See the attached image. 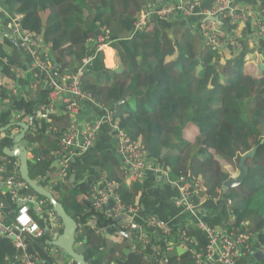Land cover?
<instances>
[{
  "label": "trees",
  "instance_id": "trees-1",
  "mask_svg": "<svg viewBox=\"0 0 264 264\" xmlns=\"http://www.w3.org/2000/svg\"><path fill=\"white\" fill-rule=\"evenodd\" d=\"M191 1H200L205 6L213 2ZM240 1L233 2L237 6L260 5L264 10V0ZM168 2L170 0H1L4 9L23 16L24 28L52 45L54 68L79 71L84 58H92L81 78L82 89L97 104L114 111V124L143 143L147 158L157 161L172 180L192 172L202 175L206 192L200 198L220 199L228 206L227 218L235 215L238 223L248 219L255 228L260 223L264 227V38L258 35V28L248 22L245 29L235 31L224 50L214 51L190 26L192 21L178 14L169 18L151 15L144 27L135 31V20H139L141 14L155 4ZM41 13L47 14L44 24L39 16ZM218 19L220 22H216L225 27L227 22ZM100 36L104 37L100 45L108 43L115 49L116 68L105 65L104 58L108 66L115 65L114 51L111 47L105 52L99 49ZM14 40L0 38V68L23 83L25 77H17L13 72L16 64L25 67L20 41ZM250 40L256 41L251 44ZM9 49L13 50L11 57L6 53ZM188 84H194L192 93L186 87ZM38 86L37 95L13 97L15 108L35 114L40 127L39 133L26 134V125L21 126L20 131L26 129L20 144L31 149L30 177L47 187L78 223L75 250L84 246V257L89 264H157L147 258L146 250L133 249L136 242L133 235L128 238L112 232L115 228L122 229L125 216L112 225L110 219L120 217L114 216L113 205L110 210L107 207L111 204L100 211L95 209V184L74 185L72 181L55 184L50 181V174L56 167L54 158L48 153L57 140L49 127L62 125L66 128L69 116L53 111H45L39 116L37 112L42 104L48 103L49 93L44 86ZM8 95V90H2L0 106L3 105L2 98ZM15 125L11 111L3 107L0 130L12 129ZM105 133L109 131L103 129L101 136ZM213 133L214 145L210 146L208 140ZM13 137L1 141L0 154L18 161L4 153ZM34 140L36 145L29 147ZM253 147L257 150L254 157L246 160L248 173L244 181L234 187H225L228 180L241 175L240 159ZM199 161L201 167H198ZM90 162L99 170L102 180L120 183L118 191L125 203L142 206L147 192L138 181L126 182L113 152L93 155ZM18 169L20 171V165ZM155 174L162 176V173ZM31 191L39 198H45L48 208L56 213L46 197L33 188ZM0 198L6 204V210L15 207L9 195H0ZM34 217L44 234L41 237L26 235V251L38 258L37 264H62L57 262L62 255L55 256L51 252L57 248L53 244L57 232H53L47 215ZM7 219L11 220L10 217ZM93 219L97 221L95 227L91 223ZM192 221L186 227L187 234L197 241V246L205 247L207 236ZM98 227H106V233H99ZM258 236L261 249H264V229ZM18 254L12 238L0 235V264H24L16 257ZM169 255L174 264L193 261L190 251L176 249ZM261 263L264 259L252 264ZM67 264L77 263L71 260Z\"/></svg>",
  "mask_w": 264,
  "mask_h": 264
},
{
  "label": "built area",
  "instance_id": "built-area-1",
  "mask_svg": "<svg viewBox=\"0 0 264 264\" xmlns=\"http://www.w3.org/2000/svg\"><path fill=\"white\" fill-rule=\"evenodd\" d=\"M233 1L213 0L210 6H205L200 1L170 0L167 4H155L156 6L146 10L139 20L135 21V27L137 29L144 27L151 15H154V18H169L178 14L185 20L192 21L190 26L199 32L205 45L214 51L224 50L235 31L245 29L248 22L258 28V35L264 38V10L260 5L237 6ZM3 15L10 20L12 27V30L9 33L4 32L3 36L20 41L25 67L18 66V68L22 71L25 80L30 81L29 95H37L38 84L48 89V103L40 106L38 115L42 116L45 111L54 112L60 107L69 116V124L66 128L49 127V130L56 134L57 140L50 155L54 158L57 169L55 184L70 182V171L75 159L90 151L97 144L102 130L107 129L113 137V146L120 158L126 182L138 181L148 169L162 173L163 177L179 189L180 196L176 200V205L182 213L195 221L196 227L204 231L208 239L205 247H199L197 241L187 234L188 225L176 227L172 221L164 220L157 215L140 214V207L122 200L118 191L120 183L117 181L104 179L95 183L93 187L95 209L100 211L113 203L114 216H125L122 229L136 239L133 249L146 250L147 258L157 264H174L172 260L170 261L169 254L176 249L181 252H191L193 261L186 264H238L240 257L260 251H255L258 246L261 249V242L256 239L257 243H252L254 233L247 221L238 223L236 216L233 215L230 223L215 226L202 218L204 211L200 207L202 201L200 197L206 192L202 175L192 172L190 175L172 180L169 173L162 170L157 161L150 162L143 143L114 124V111L111 108L99 105L101 116L95 119L85 116L83 103L95 102L81 87V78L86 65L92 60L91 57L84 58L83 66L79 71H60L54 68L51 47L45 45L42 39H38L33 31L22 26L21 14H9L0 4V16ZM212 17L222 18L221 20L227 24L224 27L211 20ZM103 40L104 37L100 36L99 45ZM255 41L250 40V43L253 44ZM105 45H100L99 49L104 48ZM8 101L6 99V102ZM15 117H23L29 132L38 131L39 125L35 114L17 112ZM2 139L3 135L0 134V143ZM28 145L34 147L36 143L34 141ZM19 165V160H12L0 154V195L4 197L9 195L15 203V207L6 210V204L0 198V235L12 238L15 247L19 250L16 257L24 264H37L38 258L26 251V235L41 237L44 234V229L34 215H47L53 232L63 231L64 225L59 216L48 208L47 200L39 198L31 191L29 183L22 178ZM228 201L229 204L232 203L231 200ZM91 223L95 227L96 219ZM106 230V227L97 228L99 233H106Z\"/></svg>",
  "mask_w": 264,
  "mask_h": 264
},
{
  "label": "crops",
  "instance_id": "crops-1",
  "mask_svg": "<svg viewBox=\"0 0 264 264\" xmlns=\"http://www.w3.org/2000/svg\"><path fill=\"white\" fill-rule=\"evenodd\" d=\"M245 1L246 0H241L240 2L244 3ZM0 4H1V0H0ZM240 5L244 6L242 4H240ZM4 10L9 14H18V13H10L6 9H4ZM44 15H45V17H43ZM39 16H40L42 23L44 24L46 17H47V14L41 13ZM21 23H22V21H21ZM134 26H135V24H134ZM138 29H140V28H138ZM138 29L135 27V31ZM11 30H12V27L10 25V20H8L6 17L4 20L1 19V21H0V38L4 37L3 36L4 32L9 33ZM38 39H42L45 45H49L50 47L52 46L51 44L46 43L43 38H38ZM88 42H90V40ZM105 46L108 47L109 46L108 43ZM109 47H111V46H109ZM113 51H114L115 65L108 66L106 64V61L104 58L105 65L109 68H116L118 66L117 54H116L115 49H113ZM6 53H7L8 57H11L13 50L9 49V50H7ZM104 56H105V54H104ZM23 58H24V55H23ZM13 72L17 77L24 76L22 71L19 70L17 64L14 66ZM29 83H30V81H26V80L23 83L16 81L15 78L13 79V78L9 77L8 74H5L0 68V96H1L2 90H4V91L8 90V92H9L8 96H5L4 98H2L3 105L0 106V111L3 107H4V109H6V111H11V120L13 122L17 123V125H15L12 129L0 130V134L3 135V139L5 137H9L11 135H14V136L17 135L20 132L21 126L26 125L25 122L23 121V117H21V118L15 117V113H17V112L25 113V111L23 109H20V108H17V109L15 108L14 102H13V97L15 96V98H21L22 96L28 95L29 94V87H30ZM14 90H16V92H14ZM6 99H8L9 101L6 102ZM94 103H96V102H94ZM94 103L91 101H85L83 103L84 114L86 117H88L90 119H95V118L101 116V114H102V111L99 107V104L97 105ZM54 112H58L60 114L61 113L65 114V112L60 107L57 108ZM58 127L62 128V125L61 126L58 125ZM26 128H27V131H26V134H27V133H29V129H28L27 125H26ZM39 130H40V127L36 133L31 132V130H30V133L37 134V133H39ZM36 140H34L35 143H37ZM43 142H44V144L47 145V142L45 140H43ZM50 144H51V142L48 143V145H50ZM54 147H55V141H54V145H52L48 155H51V152H52ZM27 149H28V157H29L31 149L30 148H27ZM109 150L111 152H113V154H114V156L118 162L119 172H122L124 175V172L121 168L120 158L118 157V155L115 151V148L113 146V137L110 133H105L102 136H100L99 140L97 141V144L90 151H88L87 153H85V154L79 156L77 159H75V161L72 164L71 171H70V181H72L74 185L75 184L76 185L83 184L85 182H92L94 185L95 183L101 181L102 180L101 178H103V177H101V175L99 174V170H97V168H95L94 166H92L90 164L91 163L90 158L93 155L103 154ZM150 162L153 163V160H151ZM198 163H199L198 167H201L200 166L201 162L199 161ZM203 166H205V165H202V167ZM56 172H57V169H55V171L52 174H50V181H56V179H57L56 178ZM138 182H139L140 186L147 192L146 197L143 199L142 206L140 207V214H142V215H144V214L145 215H147V214L157 215L164 220L172 221L176 227H179V226H182L185 224L189 225L190 222H193L190 219V217H188L187 214L182 213L181 209L176 205V200L180 196L179 189L176 185L169 183L163 176L156 175L153 172V170H151V169H148L145 174L141 175ZM45 188L48 189L47 187H45ZM200 207L204 211V213H203L204 215H202V218L204 220H206L207 222H209L210 224H214L215 226H223V225H226L232 221L233 215L231 217L227 218L228 206L220 199H211V198L204 197V198H202ZM243 221H247L249 223V228L254 233L252 243H254V244L257 243L256 239L259 240L258 235L261 231H263V229H264L263 225L260 223L258 225V227L255 228L252 225L250 220L245 219ZM61 233H62V231L55 233V235H54L55 239H56L57 235L61 234ZM80 246H82V245H80ZM258 247L256 248L255 251L262 250V249H259ZM254 248H255V246H254ZM262 251H264V249ZM51 252H53L55 254V256H57L58 254L62 255V258L58 259V261H57L58 263L61 262L62 264H67V263H70L71 260H73V259H71L72 258L71 256H69L67 254L63 255V250L58 246L55 249L53 248L51 250ZM255 260H258L255 257V254L245 255V256H242L238 259V264H252L255 262Z\"/></svg>",
  "mask_w": 264,
  "mask_h": 264
},
{
  "label": "water",
  "instance_id": "water-1",
  "mask_svg": "<svg viewBox=\"0 0 264 264\" xmlns=\"http://www.w3.org/2000/svg\"><path fill=\"white\" fill-rule=\"evenodd\" d=\"M214 21H219L217 17L211 18ZM25 129L23 128L15 137L12 142L8 144L4 148V153L10 157H16L20 160V172L22 174L23 179L29 183V185L40 195L46 197L50 203L53 205V208L56 214L59 216L61 221L63 222L64 228L62 233L54 239L53 244L55 246L60 247L63 250V255L67 254L72 257V259L77 264H89L84 257V246H79L77 250H75L76 244V232L78 230V223L67 214L64 210L63 205L54 197L53 193L46 189L44 186L40 185L36 181H34L29 175V167H28V149L21 145L20 142L25 136ZM257 147H253L248 152H246L240 159L239 166L241 168V175L237 179H230L225 183V187L230 188L236 185H239L244 181L245 176L248 173V167L246 165V160L249 157H254L256 153ZM113 203L107 207V210H110ZM123 216H120L117 219H110V223L115 225L117 221L122 219ZM113 233H119L125 237H130V233L122 230L121 228H115L112 230ZM263 250V249H262ZM258 251L255 253V257L258 260L264 259V251Z\"/></svg>",
  "mask_w": 264,
  "mask_h": 264
},
{
  "label": "rangeland",
  "instance_id": "rangeland-1",
  "mask_svg": "<svg viewBox=\"0 0 264 264\" xmlns=\"http://www.w3.org/2000/svg\"><path fill=\"white\" fill-rule=\"evenodd\" d=\"M2 6V5H1ZM3 7V6H2ZM1 17V19L2 20H4L5 19V15H3V16H0ZM43 17H45V15L43 16ZM104 47H106V46H104ZM103 49H105V48H103ZM102 49V50H103ZM104 51V50H103ZM187 89H188V91L190 92V93H192L193 92V89H194V84H188L187 86ZM216 132V131H215ZM217 134H219L218 132H216ZM215 134L213 133L211 136H210V138H209V140H208V143H209V145L210 146H213L214 145V136ZM24 140V139H23Z\"/></svg>",
  "mask_w": 264,
  "mask_h": 264
},
{
  "label": "bare ground",
  "instance_id": "bare-ground-1",
  "mask_svg": "<svg viewBox=\"0 0 264 264\" xmlns=\"http://www.w3.org/2000/svg\"><path fill=\"white\" fill-rule=\"evenodd\" d=\"M108 47H109V46H108ZM108 47H104V48H105V49H103V50H104V52H105V51H107Z\"/></svg>",
  "mask_w": 264,
  "mask_h": 264
},
{
  "label": "clouds",
  "instance_id": "clouds-1",
  "mask_svg": "<svg viewBox=\"0 0 264 264\" xmlns=\"http://www.w3.org/2000/svg\"><path fill=\"white\" fill-rule=\"evenodd\" d=\"M23 54V53H22ZM24 59V58H23ZM17 66H20V64H18Z\"/></svg>",
  "mask_w": 264,
  "mask_h": 264
}]
</instances>
